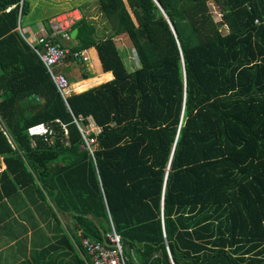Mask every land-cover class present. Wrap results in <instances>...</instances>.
<instances>
[{
  "label": "trees",
  "instance_id": "trees-1",
  "mask_svg": "<svg viewBox=\"0 0 264 264\" xmlns=\"http://www.w3.org/2000/svg\"><path fill=\"white\" fill-rule=\"evenodd\" d=\"M155 1L166 17L154 0H97L98 39L94 20L76 22L71 51L113 78L63 99L23 36L28 2L0 0V202L46 203L52 248L77 264L82 239L111 229L126 264H264V0H213L221 24L210 0ZM88 118L92 153L74 123ZM41 122L48 142L28 132Z\"/></svg>",
  "mask_w": 264,
  "mask_h": 264
},
{
  "label": "crops",
  "instance_id": "crops-1",
  "mask_svg": "<svg viewBox=\"0 0 264 264\" xmlns=\"http://www.w3.org/2000/svg\"><path fill=\"white\" fill-rule=\"evenodd\" d=\"M59 1L65 3L60 7L61 12L79 8L82 16L94 21L100 16L97 0ZM55 14L52 13L46 22L38 21L33 28H28L30 37L35 39L47 31L49 20ZM84 69L92 75L91 78L80 79L81 71ZM58 71L71 80L70 94L83 92L113 78L111 72L95 74L92 61L82 67L80 63L68 59ZM60 220L65 227L67 219L61 216ZM58 231L59 225L46 203L34 198L26 202L21 201L20 198L5 199L0 202V264H77L74 254L67 246L63 245V250L57 252L52 248L59 238ZM74 247L78 257L84 260L78 247L75 245Z\"/></svg>",
  "mask_w": 264,
  "mask_h": 264
},
{
  "label": "built area",
  "instance_id": "built-area-1",
  "mask_svg": "<svg viewBox=\"0 0 264 264\" xmlns=\"http://www.w3.org/2000/svg\"><path fill=\"white\" fill-rule=\"evenodd\" d=\"M81 17L79 8H71L52 16L47 31L35 39H28L23 35L28 45L45 65L63 99L69 95V82L66 76L58 71V68L69 58L80 63L82 67L90 60L86 50L71 51L67 45L69 41L73 40L71 32ZM18 28L20 31V27ZM20 32L23 34L22 31ZM74 123L83 138L84 148L92 153L96 144V135L100 133L101 128L91 118H88L85 129L81 128L76 119H74ZM28 132L33 137H44L47 142L50 140V136L54 134L52 127L45 122L29 126ZM91 134L93 136H90ZM81 247L89 257V262L85 260L86 264H126L119 234L113 229L105 233V238L102 241L90 238L82 239Z\"/></svg>",
  "mask_w": 264,
  "mask_h": 264
},
{
  "label": "rangeland",
  "instance_id": "rangeland-1",
  "mask_svg": "<svg viewBox=\"0 0 264 264\" xmlns=\"http://www.w3.org/2000/svg\"><path fill=\"white\" fill-rule=\"evenodd\" d=\"M29 4L28 12L25 13L20 21V25L27 34V36H30L28 34V28H33L34 24L38 21H47V18L55 13L61 12V5L65 4L64 2H60L59 0H26ZM208 6L210 7L211 13L215 16V19L217 22L221 24V11L218 7H216L213 0H210L208 2ZM99 14V13H98ZM99 16V15H98ZM96 21V22H95ZM95 25H96V33L95 37L98 39L99 37H103L105 33L109 30L110 25L107 21V19L100 14L99 17H96L95 19ZM105 32H104V30ZM225 29L224 26H222V30ZM32 38V37H31ZM119 40H117L118 48L120 55L125 63V66L129 72H134L138 68V60L136 57V53L133 49V46L131 44L130 39L128 36L123 35L121 37H118ZM68 47H72L73 43L72 41H69L67 43ZM90 62V60H89ZM70 89V87L68 88ZM70 94V90H69Z\"/></svg>",
  "mask_w": 264,
  "mask_h": 264
},
{
  "label": "water",
  "instance_id": "water-1",
  "mask_svg": "<svg viewBox=\"0 0 264 264\" xmlns=\"http://www.w3.org/2000/svg\"><path fill=\"white\" fill-rule=\"evenodd\" d=\"M154 2L156 3V1H155V0H154ZM156 4H157V3H156ZM157 6H158V4H157ZM158 7H159V6H158ZM159 9H160V10H161V12L163 13V15L166 17V15H165V14H164V12L162 11V9H161L160 7H159ZM169 24H170V26H171L172 30H174L170 22H169ZM77 32H78V28H77V27H75V28L72 30V32H71V35H72L73 39L75 38V36H76Z\"/></svg>",
  "mask_w": 264,
  "mask_h": 264
}]
</instances>
